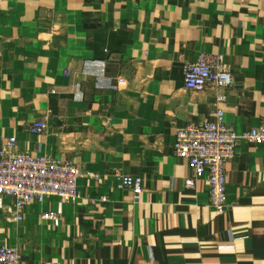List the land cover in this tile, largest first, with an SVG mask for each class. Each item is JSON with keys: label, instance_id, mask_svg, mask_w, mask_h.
Segmentation results:
<instances>
[{"label": "crops", "instance_id": "obj_1", "mask_svg": "<svg viewBox=\"0 0 264 264\" xmlns=\"http://www.w3.org/2000/svg\"><path fill=\"white\" fill-rule=\"evenodd\" d=\"M201 54L232 73L224 103L184 89ZM217 108L237 135L264 118V0H0V150L14 138L81 171L76 203L49 197L15 221L5 199L0 245L20 264H264V145L226 163L222 214L173 155L176 130ZM116 172L142 179L137 202Z\"/></svg>", "mask_w": 264, "mask_h": 264}, {"label": "built area", "instance_id": "obj_2", "mask_svg": "<svg viewBox=\"0 0 264 264\" xmlns=\"http://www.w3.org/2000/svg\"><path fill=\"white\" fill-rule=\"evenodd\" d=\"M182 73L185 90L203 92L211 88L216 105L225 102L222 91L233 84L232 73L221 65L220 57L201 54L194 63L185 64ZM214 115V121L177 129L172 151L175 157L186 161L194 173L193 178L185 179V187L192 188L199 179L205 181L210 206L216 214H222L227 208L226 163L235 157L239 143L264 145V118L258 127L237 135L225 124L222 110L217 108ZM45 130L44 122L34 123L28 128L33 135ZM80 175V169L71 161L17 151L16 140L11 138L0 150V211L8 209L4 200L11 199L14 220L21 221L29 205L42 204L49 197L59 199L60 203H76ZM114 179L120 189L132 194L135 202L139 200L143 192L140 177L116 172ZM46 218L55 221L57 216L48 214ZM20 261L18 249L0 245V264H20Z\"/></svg>", "mask_w": 264, "mask_h": 264}]
</instances>
